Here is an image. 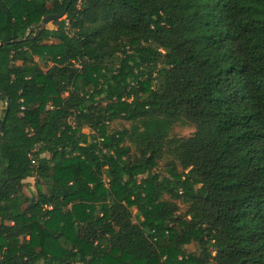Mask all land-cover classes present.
I'll use <instances>...</instances> for the list:
<instances>
[{
    "label": "trees",
    "instance_id": "16d2710c",
    "mask_svg": "<svg viewBox=\"0 0 264 264\" xmlns=\"http://www.w3.org/2000/svg\"><path fill=\"white\" fill-rule=\"evenodd\" d=\"M1 127L0 264H264V0H0Z\"/></svg>",
    "mask_w": 264,
    "mask_h": 264
},
{
    "label": "rangeland",
    "instance_id": "374dc122",
    "mask_svg": "<svg viewBox=\"0 0 264 264\" xmlns=\"http://www.w3.org/2000/svg\"><path fill=\"white\" fill-rule=\"evenodd\" d=\"M62 19H64V17H62ZM62 19H60V20H62ZM46 28H48L50 30L56 29L57 28V23H55L54 21H51L50 23H48L46 25ZM40 65H41L42 69L45 71L44 65L43 64H40ZM50 65L51 64L49 63L48 64V67ZM123 127H128V124L125 123V122H122V121H116V122L110 124L109 126H107V130L109 132V131H112L114 129H120V128H123ZM193 132H194V128L191 125H189V124H185V125L177 124L172 129L171 137L187 138ZM167 162H168V159L167 158H165L162 161H160L158 163V167L155 169V171L156 172H159L160 174L166 175L165 164ZM34 182L35 181L33 179H30V180H28L27 182L24 183V185H25L24 192H25L26 195L30 196V195H33L35 193V185H34ZM178 205H179V208H180L179 213L180 214L184 213L186 211V206L183 205V204H180V203H178ZM20 240L23 243H26L28 241V237H22ZM185 248H186V250L189 253H198L199 252L198 251L199 249L196 246V244L188 245Z\"/></svg>",
    "mask_w": 264,
    "mask_h": 264
},
{
    "label": "water",
    "instance_id": "95a60500",
    "mask_svg": "<svg viewBox=\"0 0 264 264\" xmlns=\"http://www.w3.org/2000/svg\"><path fill=\"white\" fill-rule=\"evenodd\" d=\"M70 2V1H69ZM69 4V3H68ZM67 8H68V5L65 7V9L63 10L62 13L58 14V15H50V16H47L45 18L42 19L41 23L37 26V30L38 31H41L43 30L44 28H46V25L48 23H50L51 21H55V20H60L62 19V17H64L66 11H67ZM2 131V127L0 128V133Z\"/></svg>",
    "mask_w": 264,
    "mask_h": 264
}]
</instances>
